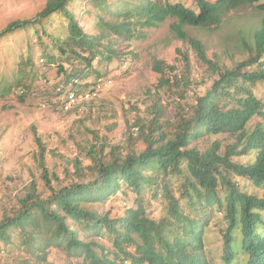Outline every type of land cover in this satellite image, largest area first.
<instances>
[{
	"label": "trees",
	"instance_id": "1",
	"mask_svg": "<svg viewBox=\"0 0 264 264\" xmlns=\"http://www.w3.org/2000/svg\"><path fill=\"white\" fill-rule=\"evenodd\" d=\"M195 1L198 10L168 0H48L33 18L13 21L0 30L1 39L18 29L32 27L39 31L40 27L41 35H46L50 44L64 54L75 52L91 67L105 52L116 49L100 48L106 37L103 31L96 35L85 31L75 14L83 2L95 9L101 28L106 25L128 38L137 28L158 26L172 19L175 35L189 41L200 59L217 74L211 88L186 108L176 101L178 105L169 118L163 111L161 93L170 91V96L175 94L182 100L186 81L178 77L175 65L156 60L153 69L162 74L157 100L149 116L138 122L145 148L135 150L132 135L126 145H113L109 151L98 139L99 143L86 153L91 163L84 166L76 158V178L67 184H55L60 178L50 170L46 144L35 131L37 160L49 193L46 197L39 195L33 182L20 200V208L0 220V239L11 241V231L19 230L24 248L31 253L38 251L43 261L46 248L54 244L84 257L86 264H211L205 240L208 218H202L211 210L223 212L227 223L223 231V263L264 264V194L247 192L230 177L235 174L256 186L264 185V102L251 87L264 82V2ZM247 5L256 6L262 13L261 24L252 43L246 46L248 58L231 68L209 59L203 43L185 30V26L218 27L227 13ZM53 14L64 16L66 35L47 30ZM49 43L41 40L45 55L54 62L56 55L47 50ZM107 58L112 60V55ZM253 66L257 69L250 70ZM81 74H73L66 83ZM57 94L62 96L58 90ZM256 117L260 120L254 123ZM204 134H227L232 141L223 146L215 140L205 151L190 147ZM249 155L253 159L248 162L237 159ZM172 177L181 180L180 196L173 193ZM123 184L137 194V206L129 207L124 215L111 218L108 212L100 214L87 207V203L102 202ZM150 192L168 201L166 216L155 219L149 215L145 195ZM80 224L82 231L95 235L106 232L112 248L97 240H86L77 229Z\"/></svg>",
	"mask_w": 264,
	"mask_h": 264
},
{
	"label": "rangeland",
	"instance_id": "2",
	"mask_svg": "<svg viewBox=\"0 0 264 264\" xmlns=\"http://www.w3.org/2000/svg\"><path fill=\"white\" fill-rule=\"evenodd\" d=\"M47 1L0 0V30L13 21L33 18ZM168 1L182 2L198 10L195 0ZM263 2L260 0L259 3ZM88 10L93 13L89 14ZM75 12L86 32L96 35L103 31L106 34L100 48L116 49L112 53L105 52L106 55L97 58L91 67L75 52L64 54L50 44L48 37L41 35L40 27V32L29 27L0 39V220L20 208V200L26 196L33 182L39 195L46 197L49 193L37 160L39 147L35 131L46 144V160L50 170L60 178L55 184H67L76 178V158L79 157L84 166L91 163L86 153L99 143L98 139L105 142L106 151H109L113 145H126L128 137L132 135L135 150L145 148V143L139 137L138 122L149 116L157 100L156 92L160 89L162 74L153 69L156 60L175 65L178 77L186 81L182 85L186 92L182 100L178 95L170 96V91L161 93L164 96L161 102L163 111L169 118L177 102L181 104L180 107L186 108L198 95H204L217 78L212 67L200 59L194 46L175 35L171 29L172 19L158 26L137 28L133 37L128 38L119 36L106 25L101 28L95 9L87 2L80 4ZM261 17L262 13L256 6L247 5L227 13L218 27L185 26V30L203 43L209 59L231 68L248 58L246 46L252 43ZM51 19L47 23V30L52 34L66 35L67 21L64 16L53 14ZM41 40L49 43L47 50L56 55L54 62H50L45 55ZM76 51L88 55V52H81L80 49ZM108 55H112V60L107 58ZM254 69L257 66L250 68ZM79 72L83 73L76 76L80 79V84L76 86L80 105L68 111L62 107L64 94L59 96L57 87L66 84L70 76ZM100 78L104 84L99 95L84 98V94L97 88ZM109 80L112 83H108ZM251 87L264 102V82ZM259 120L260 117H256L254 123ZM215 140H220L225 146L232 138L227 134H204L190 147L205 151ZM237 159L248 162L253 155ZM230 177L239 183L241 189L264 194V185L256 186L249 179L235 174ZM172 178L173 193L180 196L181 180ZM145 196L147 211L152 218L166 216L168 201L163 196L156 197L151 192ZM136 198V192L123 184L102 202L87 203V207L100 214L108 212L114 218L124 215L129 207L137 206ZM182 202L184 204L185 200ZM202 218H208L205 240L211 264H224L221 257L223 231L227 224L224 214L209 210ZM81 227L83 225L80 224L77 229L86 240H97L112 248L106 232L95 235L82 231ZM11 232V241L0 239V262L4 264H86L84 257L71 254L54 244L46 248L47 256L43 261L38 251L31 253L24 248L19 230Z\"/></svg>",
	"mask_w": 264,
	"mask_h": 264
},
{
	"label": "built area",
	"instance_id": "3",
	"mask_svg": "<svg viewBox=\"0 0 264 264\" xmlns=\"http://www.w3.org/2000/svg\"><path fill=\"white\" fill-rule=\"evenodd\" d=\"M108 83H112L111 80L108 81ZM80 84L79 77L73 78L68 83L64 85H60L57 87V90L61 93V95L64 94L63 100L61 102L62 107L65 110H72L75 107H78L80 105L79 102V91L76 86ZM104 84V81L102 78L99 79L97 83V88H93L86 94H84V98H90V97H96L99 95V93L102 91L101 86Z\"/></svg>",
	"mask_w": 264,
	"mask_h": 264
}]
</instances>
